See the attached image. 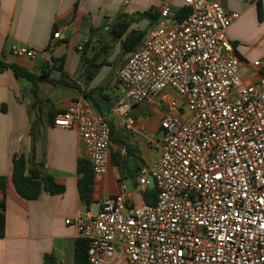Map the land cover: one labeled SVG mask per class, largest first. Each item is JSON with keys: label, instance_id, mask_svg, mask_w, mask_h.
I'll use <instances>...</instances> for the list:
<instances>
[{"label": "built area", "instance_id": "2783aa9c", "mask_svg": "<svg viewBox=\"0 0 264 264\" xmlns=\"http://www.w3.org/2000/svg\"><path fill=\"white\" fill-rule=\"evenodd\" d=\"M185 3L190 12L181 21L160 7L118 72L124 95L110 112L131 130L134 105L165 101L161 154L137 176L140 189H156V202L134 206L122 185L96 214L67 219L86 241L91 264H107L117 252L126 264H264V74L242 82L227 38L239 13L219 0ZM59 38L58 31L51 48ZM15 54L35 56L24 47ZM54 126L74 129L94 175L105 174L109 117L82 100L58 112Z\"/></svg>", "mask_w": 264, "mask_h": 264}, {"label": "crops", "instance_id": "0c3cea01", "mask_svg": "<svg viewBox=\"0 0 264 264\" xmlns=\"http://www.w3.org/2000/svg\"><path fill=\"white\" fill-rule=\"evenodd\" d=\"M227 12L239 13L227 30V38L240 60L243 84L264 74V0H219ZM166 5L172 17L185 0H0V60L19 65L49 79L38 83L37 99L31 83L17 78L11 69L0 72V207L4 218L0 234V264H75V248L81 239L77 227L66 224L80 212L96 214L101 202L121 192L134 206L144 202L137 176L143 166L161 154V120L165 101L134 105L133 129L110 115L124 95L119 70L137 51ZM153 9L152 17L145 12ZM155 18V19H154ZM154 19V20H153ZM128 24L115 37L111 27ZM60 38L53 48L54 33ZM143 33L138 47L128 36ZM24 47L34 57L15 54ZM256 62H261L255 67ZM169 97L175 94L166 91ZM86 101L110 118L111 143L107 170L94 175L90 201L81 198L78 170L85 147L74 129L54 126L55 115ZM23 155L27 165L42 164L60 193L43 191L34 200L22 198L13 184V158ZM87 160V159H86ZM128 182L130 185H128ZM107 264H126L117 252Z\"/></svg>", "mask_w": 264, "mask_h": 264}, {"label": "trees", "instance_id": "16d2710c", "mask_svg": "<svg viewBox=\"0 0 264 264\" xmlns=\"http://www.w3.org/2000/svg\"><path fill=\"white\" fill-rule=\"evenodd\" d=\"M190 12L188 6H184L177 14V21L183 20ZM154 10L151 9L145 14L152 17ZM153 18V17H152ZM159 18V15H158ZM155 19V18H154ZM153 19V20H154ZM158 21V19L155 21ZM154 24V25H155ZM128 24L124 21L116 22L111 27V34L115 37H120L127 29ZM144 38L143 33H136L128 36L124 45L127 47V43L130 42L134 47H138L141 44L142 39ZM11 69L17 78L25 79L31 83V94L37 99L38 97V83L41 81H50L54 83L55 81L49 79V75H46L44 72L40 74L30 72L25 68L13 64L6 63L0 60V72L4 69ZM78 170L81 177L79 179V193L81 198L90 201L94 173L91 163L86 159H81L79 161ZM13 184L17 193L24 199L34 200L37 199L43 191L54 193H60L62 187L54 183L53 178L47 175L42 170V164L31 163L27 165V160L23 155L15 156L13 158V173H12ZM0 181H3L2 179ZM143 200L146 204L152 205L156 202L157 191L155 188L145 189L142 194ZM4 230V218L0 215V234H3ZM75 264H91L88 261L87 257V245L86 241L80 239L75 248Z\"/></svg>", "mask_w": 264, "mask_h": 264}, {"label": "rangeland", "instance_id": "374dc122", "mask_svg": "<svg viewBox=\"0 0 264 264\" xmlns=\"http://www.w3.org/2000/svg\"><path fill=\"white\" fill-rule=\"evenodd\" d=\"M186 110V109H185ZM128 185H130V183L128 182ZM153 185V182H152V180L150 179L149 180V186L151 187Z\"/></svg>", "mask_w": 264, "mask_h": 264}]
</instances>
